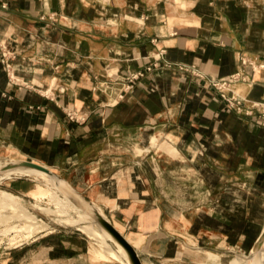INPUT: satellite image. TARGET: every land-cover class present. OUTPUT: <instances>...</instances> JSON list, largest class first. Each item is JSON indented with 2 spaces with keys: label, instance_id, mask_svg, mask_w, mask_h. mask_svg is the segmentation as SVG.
<instances>
[{
  "label": "crops",
  "instance_id": "1",
  "mask_svg": "<svg viewBox=\"0 0 264 264\" xmlns=\"http://www.w3.org/2000/svg\"><path fill=\"white\" fill-rule=\"evenodd\" d=\"M234 74L227 110L211 82ZM11 160L62 177L143 264L245 260L264 229V0H0ZM20 177L5 189L26 197Z\"/></svg>",
  "mask_w": 264,
  "mask_h": 264
},
{
  "label": "rangeland",
  "instance_id": "2",
  "mask_svg": "<svg viewBox=\"0 0 264 264\" xmlns=\"http://www.w3.org/2000/svg\"><path fill=\"white\" fill-rule=\"evenodd\" d=\"M13 162L1 161L0 166ZM11 176H21V181L26 182L25 187L29 188L26 197L11 194L17 196L21 206L37 220L35 224L25 223L14 217V211L18 210L0 206V264H129L126 257L119 256L113 241L108 243L117 257L100 248L97 237L81 228L84 227L82 215L65 202L60 192L52 193L44 177L36 173ZM4 182V179L0 180V192L10 193ZM88 219L92 221L90 217ZM95 228L102 232L98 226ZM259 253L260 250L256 252ZM230 261L246 264L243 259L232 258ZM230 261L228 264H232Z\"/></svg>",
  "mask_w": 264,
  "mask_h": 264
},
{
  "label": "bare ground",
  "instance_id": "3",
  "mask_svg": "<svg viewBox=\"0 0 264 264\" xmlns=\"http://www.w3.org/2000/svg\"><path fill=\"white\" fill-rule=\"evenodd\" d=\"M15 162H17V161H15ZM15 162H13V163H15ZM1 168H2V166H0V169ZM32 173H36V174H39L40 176L44 177L47 180V182L49 183L50 189H52V193H55V192H57V193H59V192L61 193L62 192L63 193V194H61V196L64 198L65 202L67 204H69L70 206H72L73 208H75L77 213L79 212V214L82 215L83 218H82V223L81 224H83L84 227H81V228L86 230V232L88 234L92 235V237H94V236L97 237V240H98L97 242L99 243L100 248L104 252H106L110 256H113V257L116 256L117 257V253L111 247V245L108 243V241H113L115 246H116V248H117V250H118L119 256L127 258L125 251L122 249V247L119 244H117L111 238V236L109 234H107L103 230H102V232H98L97 231V229L95 228L97 225L95 223H93V221H90L88 219L89 214L87 213L86 203L83 201L82 198H80L79 195H77L70 188V186L68 185V183L65 180L56 177L54 174L50 175V174H46V173H43L41 171L34 170V169H29V168H17V169H13V170H6V171H3V172H0V180L9 178L11 176V174H14V175H16V174H18V175H29V174H32ZM18 200H20V199L17 196L12 195L11 193L0 192V206L1 207H11V208L13 207L15 210H18V212H17V211H14L13 208H12V210L14 212H16V213H14V217L25 221V223L35 224L37 219L34 217V215H32V213H30L28 210L23 208V206H21V204H20V202ZM8 209H10V208H8ZM62 212L63 211L61 210V213ZM72 222H73V220H72ZM41 225H42V223H41ZM38 228H39V225H38ZM259 250H260V253L254 255L253 259H250V258H246L245 259V260L249 261L246 264H264V241H263L262 247ZM103 251H101V252H103ZM127 260H128V258H127ZM128 262H129V260H128ZM129 264H130V262H129Z\"/></svg>",
  "mask_w": 264,
  "mask_h": 264
},
{
  "label": "water",
  "instance_id": "4",
  "mask_svg": "<svg viewBox=\"0 0 264 264\" xmlns=\"http://www.w3.org/2000/svg\"><path fill=\"white\" fill-rule=\"evenodd\" d=\"M16 161L17 162L15 163L4 164L2 168L0 169V172L6 171V170H13L17 168H29V169L38 170V171H41L43 173L50 174V175L54 174L56 177L63 179L62 177H60L58 174L51 171L46 166L37 164L32 161H20V160H16ZM70 188L77 195H79L80 198H82L83 201L86 203L87 213L89 214V217L91 218L93 223H95L100 229H102L107 234H109L111 238L122 247V249L126 253V256L130 264H143L137 251L130 244V242L125 238V236L103 214H101L96 208H94V206L91 203H89L83 196H81V194H79L73 187L70 186ZM61 194L63 193L61 192ZM263 241H264V229L262 233L260 234L258 240L256 241L252 251L248 255V258L252 256L255 250H259L262 247Z\"/></svg>",
  "mask_w": 264,
  "mask_h": 264
},
{
  "label": "built area",
  "instance_id": "5",
  "mask_svg": "<svg viewBox=\"0 0 264 264\" xmlns=\"http://www.w3.org/2000/svg\"><path fill=\"white\" fill-rule=\"evenodd\" d=\"M147 70H150V67H148ZM143 74H144L143 72H139L137 74H134L130 77L129 81L131 83H133L136 79L143 76ZM238 79H239L238 74H234V75L230 76L229 78H221V79L213 80L211 82L212 87H214L216 90L219 91L221 97L226 102V109L227 110H231L233 108L238 109L240 106V101L237 98L227 95V87L230 84L236 82ZM67 116L70 120H77V118L75 117L74 114L67 113Z\"/></svg>",
  "mask_w": 264,
  "mask_h": 264
}]
</instances>
